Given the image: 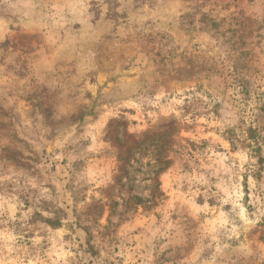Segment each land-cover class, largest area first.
I'll use <instances>...</instances> for the list:
<instances>
[{
    "label": "rangeland",
    "instance_id": "rangeland-1",
    "mask_svg": "<svg viewBox=\"0 0 264 264\" xmlns=\"http://www.w3.org/2000/svg\"><path fill=\"white\" fill-rule=\"evenodd\" d=\"M0 264H264V0H0Z\"/></svg>",
    "mask_w": 264,
    "mask_h": 264
}]
</instances>
